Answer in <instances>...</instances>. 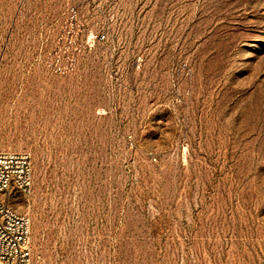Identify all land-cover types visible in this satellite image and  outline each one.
<instances>
[{"label":"rangeland","instance_id":"374dc122","mask_svg":"<svg viewBox=\"0 0 264 264\" xmlns=\"http://www.w3.org/2000/svg\"><path fill=\"white\" fill-rule=\"evenodd\" d=\"M0 151L32 264H264V0H0Z\"/></svg>","mask_w":264,"mask_h":264},{"label":"built area","instance_id":"2783aa9c","mask_svg":"<svg viewBox=\"0 0 264 264\" xmlns=\"http://www.w3.org/2000/svg\"><path fill=\"white\" fill-rule=\"evenodd\" d=\"M32 184L30 156L25 152L0 151V193H29ZM30 238V218L0 200V264H32Z\"/></svg>","mask_w":264,"mask_h":264}]
</instances>
